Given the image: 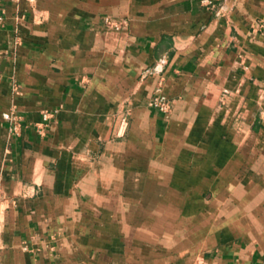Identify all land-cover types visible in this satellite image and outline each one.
<instances>
[{
    "label": "crops",
    "instance_id": "crops-1",
    "mask_svg": "<svg viewBox=\"0 0 264 264\" xmlns=\"http://www.w3.org/2000/svg\"><path fill=\"white\" fill-rule=\"evenodd\" d=\"M0 213V264H264V0H0Z\"/></svg>",
    "mask_w": 264,
    "mask_h": 264
},
{
    "label": "rangeland",
    "instance_id": "rangeland-1",
    "mask_svg": "<svg viewBox=\"0 0 264 264\" xmlns=\"http://www.w3.org/2000/svg\"><path fill=\"white\" fill-rule=\"evenodd\" d=\"M206 3V2H205ZM105 25L111 29H114L116 31L118 30H121L125 27V23L124 22H121V21H116L114 20L113 18L111 17H107L105 18ZM161 89V92H158V89ZM159 93H161L162 95L166 96L171 104H172V109L169 113H165V112H162L160 111L157 107H155L153 105V100L157 97H159ZM148 106L159 112L161 115L164 116L165 119H168L171 117L172 113H173V110H174V107H173V102L172 100L166 95V92H165V89H164V79L163 78H160V80L158 81L154 91H153V95L150 97L149 101H148ZM58 112L57 114L59 113V111L61 109H57ZM128 110V109H127ZM125 117L122 118L121 120V126H120V130H124L127 131L128 127H129V114H130V111H127L125 112ZM178 188H181V187H178ZM152 189V190H151ZM154 189V191H153ZM126 193L127 195H129V197L131 198L130 201H128L126 203V206L128 209L132 210V211H141V216H140V222L142 223V225H145V224H150V223H154V217L152 216H149L148 214H150V212L152 211L151 208H157V210L159 209V207H161L162 211L164 210V208L166 207V202L165 201H159V202H156V201H153L152 198L154 196V193H158V194H161L164 192L161 190L160 187H148V186H137V187H134V186H128L126 187ZM139 197L141 198L142 201L139 200ZM136 199V200H135ZM114 205V207L117 206V202H113L111 203ZM194 203H190L189 205V209H190V214L192 215L194 213V211L191 209V206L193 205ZM170 207L168 206L169 208V212L173 215V223H171L170 221H168L167 223H165L166 219L165 217H160L161 214H159V220H158V224L159 225H163V227H166L169 225H171L173 228H174V242H178L177 240L181 238V236L183 235L182 232H181V229L182 227L185 225V219H183L182 215H183V211L185 209V205H187L186 203H183V202H179V201H175L173 202V205L172 203H170ZM196 205V203H195ZM117 208V207H116ZM167 209V208H166ZM137 215V213H136ZM136 219V220H137ZM135 220V221H136ZM191 222V221H190ZM192 224V222L190 223ZM148 236V235H147ZM164 236V237H163ZM162 236V238H165V234ZM176 245H179V244H175V253L178 252L177 251V248H176Z\"/></svg>",
    "mask_w": 264,
    "mask_h": 264
},
{
    "label": "built area",
    "instance_id": "built-area-1",
    "mask_svg": "<svg viewBox=\"0 0 264 264\" xmlns=\"http://www.w3.org/2000/svg\"><path fill=\"white\" fill-rule=\"evenodd\" d=\"M206 2V4L208 5H212L213 4V0H204V3ZM158 92H161V89H158ZM159 97L155 98L153 100V105L155 107H157L160 111L165 112V113H169L172 109V104L170 102V100L162 95L161 93H159ZM58 110H53V111H45L43 113V123H41V125H39L38 127V132L42 135L46 129V124L47 122L56 116ZM13 129L15 130L16 133H19L20 131V126H22L19 122V120L17 118H13ZM1 213H0V222H1Z\"/></svg>",
    "mask_w": 264,
    "mask_h": 264
}]
</instances>
